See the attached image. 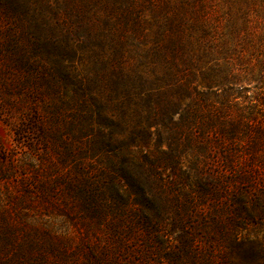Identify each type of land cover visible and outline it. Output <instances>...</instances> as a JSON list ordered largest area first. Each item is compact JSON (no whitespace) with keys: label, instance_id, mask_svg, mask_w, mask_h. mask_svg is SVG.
<instances>
[{"label":"trees","instance_id":"16d2710c","mask_svg":"<svg viewBox=\"0 0 264 264\" xmlns=\"http://www.w3.org/2000/svg\"><path fill=\"white\" fill-rule=\"evenodd\" d=\"M208 8L46 0L44 32L10 39L3 55L61 118L44 138L65 152L76 140V158L100 165L76 185L84 202L109 200L112 213L138 205L146 228L169 226V264H264V43L237 70L238 46L211 26Z\"/></svg>","mask_w":264,"mask_h":264},{"label":"rangeland","instance_id":"374dc122","mask_svg":"<svg viewBox=\"0 0 264 264\" xmlns=\"http://www.w3.org/2000/svg\"><path fill=\"white\" fill-rule=\"evenodd\" d=\"M5 1L9 0H0V261L169 264L166 247L175 245L173 229L158 231L154 220L146 228L133 214L138 205L112 213L115 205L109 200L84 202L76 191L84 177H98L100 165L94 158H76V140L65 152L59 140L44 138L61 118H50L48 108L34 96V87L22 85V75L7 66L3 55L10 39L18 36L29 43L36 25L44 32L46 0H16L20 7L9 9L3 8ZM204 1L211 26L218 25V34L237 44L234 61L239 70L240 60H247L255 46L264 43V0ZM76 163L84 169H77Z\"/></svg>","mask_w":264,"mask_h":264}]
</instances>
